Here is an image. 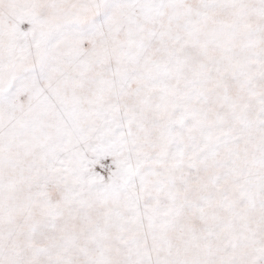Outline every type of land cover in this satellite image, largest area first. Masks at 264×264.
Returning <instances> with one entry per match:
<instances>
[{
  "label": "snow or ice",
  "instance_id": "snow-or-ice-1",
  "mask_svg": "<svg viewBox=\"0 0 264 264\" xmlns=\"http://www.w3.org/2000/svg\"><path fill=\"white\" fill-rule=\"evenodd\" d=\"M0 264H264V0H0Z\"/></svg>",
  "mask_w": 264,
  "mask_h": 264
}]
</instances>
